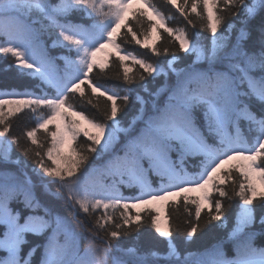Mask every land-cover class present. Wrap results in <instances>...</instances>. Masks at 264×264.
Here are the masks:
<instances>
[{"label":"snow or ice","instance_id":"snow-or-ice-1","mask_svg":"<svg viewBox=\"0 0 264 264\" xmlns=\"http://www.w3.org/2000/svg\"><path fill=\"white\" fill-rule=\"evenodd\" d=\"M164 3L191 34L155 0H0L4 71L31 82L0 88V264H264V0ZM114 64L122 94L90 75Z\"/></svg>","mask_w":264,"mask_h":264},{"label":"trees","instance_id":"trees-1","mask_svg":"<svg viewBox=\"0 0 264 264\" xmlns=\"http://www.w3.org/2000/svg\"><path fill=\"white\" fill-rule=\"evenodd\" d=\"M155 2L158 4V6L162 9V11L164 12L165 15H172L174 17V19L169 21V25L172 27H186L189 34L192 33L193 29L191 27H189L187 25V22L184 20L183 17H181L174 8H172L171 6L167 5L166 3H164V0H155ZM222 15L227 16V13H221ZM190 19H195L194 16H190ZM229 19H231V17H229ZM259 20L253 21L252 24L250 25V27H255L256 25H258ZM165 41L163 42H158L159 45L161 47L164 46V44L166 43L167 40V34L165 33ZM256 33H253V36L255 37ZM154 38V37H153ZM122 43V47H124L126 50L131 51L133 53H135L138 56H141L145 59H148L150 61H156L157 59L160 62H163L166 57H154L152 56L151 52L148 51L147 49H142L140 48L138 45H136L134 42L132 44H123ZM55 51V50H54ZM113 59H115V57H113ZM12 62V58L9 55L6 59L0 57V88H19L22 89L25 86L31 87V82L28 81H20L17 80L15 77V72L14 71H4L5 67ZM117 71V66L114 64L113 67L109 70V76L112 78H105V76L103 74H101L99 72V70L97 69L94 73L90 74L92 76V79L95 80L97 83H100L114 91H118V92H123V88L124 85H122L119 81H117L114 77H115V73ZM163 80L158 79L155 84H149L150 88H154L155 86H158L160 83H162ZM86 87V86H84ZM90 91V90H89ZM137 91H139V89H137ZM103 100V98H101ZM70 103L74 104L80 111L84 112L86 115H88L89 117L95 118V119H102V115L100 112H97V110L95 108H93L91 105L82 103L79 94H76L75 98L70 99ZM45 111V110H42ZM135 112V109L132 107V105L129 106V109L127 110V116H124V119L127 120L128 118L131 117V115H133ZM82 123V122H81ZM34 126V120L31 116L30 113H28L27 111H25L24 113H21L19 115H17V117L15 118L14 122H13V128H12V134L14 135H20V133L22 131H24L26 128H30ZM51 127V126H50ZM80 142L82 143H87L84 138L81 136L80 137ZM13 155H19L18 152H14ZM127 194V191H126ZM191 195H196L195 193L191 194ZM235 203H238V201H236ZM62 213L64 215H68L69 219H71L70 213L66 210L62 208ZM259 208L257 210V215H259ZM227 215L230 217V221L229 223L231 224L232 219L234 217V213L233 210H229V212L227 213ZM184 219V213H183V209L181 207L179 213L177 212H173L172 213V220L173 223H180L182 220ZM73 226L75 227L76 231L78 233L81 234L82 237H86L87 233L84 232L79 224L76 221H72ZM259 229V225L257 224L255 226L254 230H258ZM207 230H205V235H204V239L205 241H208V237L206 235ZM223 234V233H221ZM31 239V238H30ZM159 237L156 236V234L154 233V231L150 228H143L141 230V236H140V246L143 249H149L152 247H158V245H156L155 240H158ZM34 243H41L42 241L40 240H33ZM87 243L86 239H82L81 240V248L84 247V245ZM122 243H130V241L127 242H122ZM261 243V238L258 237L257 238V244Z\"/></svg>","mask_w":264,"mask_h":264}]
</instances>
